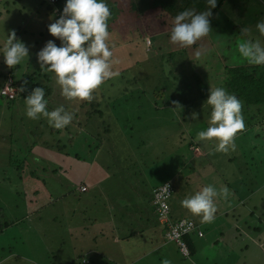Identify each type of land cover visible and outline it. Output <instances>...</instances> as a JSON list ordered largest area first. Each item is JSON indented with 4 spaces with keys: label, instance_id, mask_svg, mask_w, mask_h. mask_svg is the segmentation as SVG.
Segmentation results:
<instances>
[{
    "label": "rangeland",
    "instance_id": "1",
    "mask_svg": "<svg viewBox=\"0 0 264 264\" xmlns=\"http://www.w3.org/2000/svg\"><path fill=\"white\" fill-rule=\"evenodd\" d=\"M37 2L39 1L0 0V39L3 38L4 34L7 35L9 30H13L15 36L28 48V56L25 61H22L24 62L23 67L21 70L19 69V73L34 69L43 70L36 61V52L49 39L54 44L58 42L41 25L43 22H47V24L53 22L54 17L50 14L46 15L44 13L45 7L40 3L37 5ZM36 6H38V12L34 10ZM226 8L228 9L226 12L229 13L228 15L225 13ZM219 12L217 19L222 23H225L226 18L235 20L239 17L240 30L244 34L242 38L259 41L261 46H264V37H260L254 27L258 20L264 19V0H228ZM209 23L214 26L213 22ZM39 24L43 33L39 35L40 39L38 38L35 43L37 33H39L37 32ZM146 27L149 28L150 32L154 29L153 33H156L157 28H161L162 25L151 22ZM227 27L228 25L223 24L220 28L214 26L206 37H202L197 41L198 45L205 49L202 55L210 54L213 56L210 63L201 66L202 70L206 71L204 75L209 77L206 82L201 83L204 85H202V94L205 97L208 88L216 87L217 83L214 76H208L211 73L210 70H221V66L224 65L222 62L227 61V58L224 57L221 60L220 56L229 55V52L222 46L223 43L226 44V40L214 39L216 36L218 38L230 36ZM245 28L247 31H242ZM119 31L122 39H126L127 27H120ZM115 34V32L110 33L108 40L112 50L111 59L114 61L111 68L117 71L119 75L104 81L98 86L100 92L104 95L101 101L98 97L102 117L92 113L89 122L86 123L84 112L91 108L89 106L81 107L79 103L83 100L74 99L69 101L62 97L53 73L50 74V80L47 82L51 87V93L46 99V108L51 110L63 105L66 111L76 114L73 117L75 123H70V129L75 130L77 128L80 135L69 148V152H71L69 155L72 152H78L79 154V161H75L76 163L73 161V157L72 159H61V162L38 161L32 168H24L21 174H18V172H21V168L17 167L18 165L5 163L6 156L2 153L9 154V151L24 152L25 140L32 139L27 136L29 134L28 129L33 124L38 125V120L43 117L32 120L24 115V97H18L12 101L0 96V138L3 129H6V135L20 131L22 136V138L15 141L10 138V142L0 140V205L5 211L0 221L3 223L11 219L13 223L6 228L3 235H0V256L4 259L0 264H55V262L63 264L70 260L74 253L71 250L72 245L76 244L74 240L82 233V228L76 226L75 223H81L90 237L94 232L95 234L98 233L99 228L106 230L108 220L99 219L104 214L101 204L105 201L107 205H111V196L116 200L119 197L127 199L133 196L140 201L141 196L139 194L142 195L145 192L146 199H150L152 187L168 181L174 185V188L175 186L179 187L181 190L179 193L183 199L192 194L193 188L204 177L211 178V180L216 178V182H210V184L217 189L221 188L219 179L227 176L229 172L235 171L236 167H241L238 170L239 172L249 176L252 175L257 182L263 181L264 160L262 166L253 165L256 162L259 163L260 156L264 154V111L255 114L254 121L249 120L247 112L241 114L245 127L242 131L237 132L234 137V150L227 153L216 152L213 150L215 140H212L199 141L198 146L200 148L194 146L190 152L187 146L188 140H178V137L191 134L195 138L197 131L207 127L210 113L202 108L204 103H201V108L195 107V109L183 113V115H180L181 112L178 110H174V113L171 110L156 112L148 110L145 114H141L143 109L149 108L148 104H144L143 109H138L139 106L137 107L134 104L135 100H131L129 96V93L135 92L138 88L147 92L152 91L153 87L159 84L158 82L162 79L163 73L166 74L165 69L168 70L172 67L171 63L166 68L164 64L159 62L160 59H164L170 54L165 56L159 54L168 53L169 50L176 52L180 48L166 40L169 44H172V49L165 46V48L156 49L152 53L138 50L137 54L129 56L127 52L131 53L130 51H132L130 49L131 42L116 41L115 37H112ZM210 40L213 42L212 45L209 43ZM239 41L240 39L236 40L230 48V52L234 53L233 57L237 60V63L244 61L236 51V44ZM191 48L187 50L193 51ZM198 52L201 54L203 50L199 49L196 54ZM188 58L193 60L190 58L196 57ZM6 67L2 62V57H0V71L5 72ZM177 68L179 67L177 66ZM179 69L183 73L188 71L185 66ZM44 71L49 74L45 69ZM2 79L0 76V81ZM198 90V87H196V91ZM145 97L142 94L139 100L143 102ZM105 101L107 104H105ZM113 109L116 110L115 113ZM192 112H195L197 116L189 124L192 119ZM206 113H209V115ZM20 115L24 117L23 121H19ZM101 120L109 124L111 139L104 142L94 154H84L87 146L82 144L80 139H83L87 133L100 132L103 129L100 127L103 124ZM97 122H101L100 128L95 126ZM135 134L139 137H136ZM56 136L59 138L66 137L61 131ZM253 144H256L257 147L254 148ZM243 147L245 152L243 157H240ZM37 150L39 151L40 147ZM200 155L207 158L204 159ZM122 162L126 164H124L127 167L126 169L114 168V165L118 167ZM35 166L36 169H33ZM44 167L45 170L42 169ZM130 169L140 170L141 176L140 174L129 176L130 172L127 171H130ZM121 176L123 177L122 180L120 179ZM178 176L180 179H178ZM80 177H82L85 187L89 188L82 193L83 201L74 198L71 194H66L67 190L74 189L75 191L77 189L75 185H77ZM244 177L243 175L242 178ZM178 180L181 181L180 185H177ZM205 182L207 183L206 180ZM177 188L169 197V204L180 200V196L176 194L178 193ZM74 191L72 190V193L77 196ZM259 194L261 193L254 192V196H251L250 200L253 205L259 206L262 210L264 207L261 205H264V201L262 203L257 200L256 196ZM106 198L108 199L105 200ZM93 206L96 213H98L97 216L93 215ZM43 207L45 208L43 209ZM71 207H78L79 211L82 207H86L88 215H83L85 217L82 218L81 214L76 211V214L71 216ZM241 207H244V205H241ZM259 207L255 210L258 211ZM238 212L241 216L235 214L224 218L215 215L211 223L201 227L203 239L208 241L202 246L205 257L201 260V264H264V251L260 250L261 245H254L250 241L248 236L251 233L250 230L240 229L234 236V228L228 227V224L235 219L240 220V224H243L246 220L255 224L258 222L257 217L264 219V213L250 216L246 213L241 214V210H238ZM255 212L253 211V214ZM86 217L90 220L87 221ZM193 219L198 218L194 217ZM66 220L74 225H68ZM86 230L83 229L82 231ZM25 234L30 235L29 238ZM139 238H135L136 240L128 248L115 250L112 255L119 260L124 256V253L129 254V252H132L131 250L135 251L136 255L141 250L149 249L147 242ZM217 238H219L218 241L213 243L214 239ZM211 239H213L212 242ZM7 240L10 241V248L6 246ZM84 241L85 244L88 242L87 239H84ZM246 243L247 248L244 246ZM2 246L4 249H1ZM46 250L49 253L53 251L51 256L48 254L45 257L43 252H46ZM156 253H158L157 250H149L145 255H149L147 257L149 258ZM199 256H201V253H199ZM151 260L142 261L141 264H152ZM161 261L162 259L159 264H162Z\"/></svg>",
    "mask_w": 264,
    "mask_h": 264
},
{
    "label": "trees",
    "instance_id": "2",
    "mask_svg": "<svg viewBox=\"0 0 264 264\" xmlns=\"http://www.w3.org/2000/svg\"><path fill=\"white\" fill-rule=\"evenodd\" d=\"M38 1L39 2H37V5L38 3L43 5L45 7L44 13L46 15H52L54 17V22V20L60 15V9L63 6L64 0H55L54 2H51L49 0ZM227 1L228 0H216V6L210 9L212 15L208 17V19L209 22L214 23V26H216V28H220L222 24L228 25L227 30L229 31L230 36H228L227 38H218L216 36L214 39L226 40V44L224 45L223 43L222 46L229 52V55L220 56L221 60H223V58L225 57V59L227 58V61L222 62L224 65L221 66V70H210L211 73L208 76H214L216 78V86H222L226 91L234 94L240 100L241 114L247 112V117L250 118L249 120L254 121L255 114L264 111V65H252L247 63L246 61L237 63V60L233 57L234 53L230 52L231 45L238 39L242 40L244 34L240 30L239 17H237L238 19L235 20H232V18H226L225 23L219 22L220 20L217 19V16L220 13L219 11L223 9L224 4L225 2L227 3ZM106 3L108 4L111 12V16L108 20V32L109 34L114 32L116 33L114 36H112L115 37L116 41H125L128 43L131 42L130 49H132V51H130L131 53L127 52V55L129 56L131 54H137L138 50L142 52L152 53L155 52L156 49L165 48V46H169L172 49V44H169L166 41L168 40V23L171 18L176 13L184 9H192L195 12H202L205 9H209L210 7L206 4L205 0H106ZM34 10L38 12V6H36ZM227 11L228 9L226 8L225 13ZM226 14L228 15L229 13ZM151 22L160 23L162 27L157 28L158 30H156V33H153L154 29L150 32L149 28L146 26ZM41 25L44 26L43 29L47 30V22H43L41 23ZM214 26L210 25V29H212ZM120 27H127L126 39H122V37L120 36ZM38 28L39 30L37 32L39 33H37L38 36L35 40V43L38 41L39 35L43 33V30H40V24ZM54 39L58 40V38L56 37H54ZM107 43L110 46L109 40H107ZM209 43L213 44L212 40H210ZM56 45L60 46L59 40ZM188 48L193 49V51H190V49L187 50ZM197 49H202L203 52L197 55ZM204 51V47L199 46L198 42H196L192 46H189L187 48H180V50H176V52L169 50L168 53H160L159 55L163 56L170 54L169 56L164 57V59H160L159 62L161 64H164L166 68H168L169 63H171L172 67L168 68V70L165 69L166 74L163 73L162 79L160 80V82H158L159 84L154 86L152 91L150 92L138 88L135 92L129 93L130 99L135 100L134 104H136L137 107L139 106L138 109H143L144 104H148L149 108L143 109L141 111V114H145V112H147L148 110H151L152 112H156L159 110H171L173 113L175 112L174 110H178L179 112H181L180 115H183V113L192 111L193 109H195V107L201 108V103H204V106L202 108L208 110L210 113V106H208L204 102L206 97L204 94H202L203 84H201L203 81L206 82L209 77L204 75L206 71L202 70L201 66L205 65L206 63L208 64V62L210 63L213 56L210 54L202 55ZM192 56H195L196 58H190L193 60H189L188 57ZM228 58L230 59L229 61ZM23 63L24 62H21L13 68L6 67L5 72L0 71V76L3 78L2 81H0V89L7 81H9L11 86L15 87V95L11 96V98L2 95L1 93L0 96L4 97L6 100L13 101L18 97H24L28 95L33 87L39 86L44 89V98L47 99L48 95L51 93V87L47 84V82L50 80V74L52 73L48 72L49 74H47L45 71L43 72L44 69H34L25 72L21 71V73H19V69H22ZM189 64H191V66H189ZM177 66L179 68L185 66L188 71L183 73L179 68H177ZM196 87H198V91H196ZM20 89L23 90L21 91ZM102 94L103 93L100 92L99 88L97 87L93 91L92 99L90 101L83 100L79 103L81 107L89 106L91 108L84 112V114L86 115L84 117L86 123L89 122L88 120L91 118L92 113L97 114L98 117H102V109L99 108L100 103L98 101V97L100 98V101L104 97V95ZM142 94L146 96L143 102L139 100ZM201 98L203 99L200 100ZM105 104H107L106 101ZM113 111L114 113L116 112L115 109H113ZM72 113L73 117H75L76 114L74 112ZM209 113L206 114L209 115ZM20 120H24V117H22L21 115L19 116V121ZM193 120L195 119L192 118L189 124ZM35 122L37 123V121ZM101 122L103 124H101L100 127L103 129L100 132L98 131L91 134L87 133L86 136L83 137V139H80V142L87 146V150L85 149L84 154H94L104 142H108L111 139L109 135V124L104 123V120H101ZM101 122H97L95 126L99 127ZM70 123H75L74 119H72ZM70 123L63 129H54L46 123L44 118L39 119L38 125L35 126V124H33V126L28 129L29 134L27 136L32 139H29L28 141L25 140L24 152L22 151L23 153L21 151H9V154L2 153L6 156L5 163H9V165L10 163H12L15 166L18 165L17 167L21 168V172H18V174H21L24 168L30 169L32 168V166L36 165L38 161L52 160L61 162V159H72L73 157V161L77 162V160L79 159L78 152H72L71 156L69 155L71 153L69 152V148L73 145V143L76 142L75 140L80 135V133L77 128L75 130H71ZM60 131L66 135L65 138H59L56 136V134H58ZM1 133L2 134L0 140H3L2 142H10V138H12L13 141L22 138L20 131L17 133L13 132L10 133V135H6V129H3V132L1 131ZM135 136L139 137L136 134ZM180 139L188 140L187 146L190 152L194 146L199 147V141L196 140V138H194L191 134H188L186 136L180 135L178 137V140ZM36 146L40 147L39 151L37 150L38 147ZM253 146L254 148L257 147L256 144H253ZM244 152L245 149L243 147V149H241L240 157H243ZM263 155L260 156V162L254 163L253 166H262L264 160ZM201 157H203L204 159L207 158L204 155H202ZM124 164L125 163L122 162V164L118 165V167L114 165V168L126 169V164ZM239 168L241 167H236V171L240 174L241 172L238 171ZM33 169H36V166ZM42 169L45 170V167ZM127 172H130L129 176H137V174H140L141 176L140 170L138 171L130 169V171ZM232 173L234 174L235 171H233ZM121 177L120 179L122 180L123 177ZM78 179L79 180L77 181V185H75L77 189H75V191L74 189H72L75 193H77V196L72 193V190H67L66 194H71L74 198L83 201L82 193L86 192L89 188L85 187L84 181H82V177ZM178 179H180L179 176ZM180 182L181 181L178 180L177 185ZM210 182H212L211 178L208 179L207 183L202 179L199 180V182L191 192L193 193L199 190L202 186L210 184ZM169 184L171 185V196L177 186H175L174 188V185H172L170 182ZM159 185L152 187L150 199H146L145 192L142 195L139 194L141 196L139 198L141 202L137 198L136 200L133 196H130L131 198L127 199L119 197L117 200L116 198H113V196H111V205H107L106 202L103 201V203L101 204V208L103 207L104 214L99 219L108 220L106 224L107 228L106 230L99 228L98 233L95 234L94 232L91 237L88 236L86 228H84L81 223H75L76 226L81 227L82 230L84 229L86 231L81 230V235L77 236V240H74L76 244L72 245L71 248L74 253L71 256V259L64 262L63 264H141L142 261H149L153 258L155 260H151L152 264H159V261L161 259H167L170 264H201V260H203V258L205 257L199 256L200 252H204L201 245L206 244L208 241H205L203 239V231H201L200 235L197 232V229L201 230L198 221L199 217L193 216L180 205L182 197L179 193V191L181 190L178 187V193L176 194L180 196V200L177 202L174 201L172 202V204H169L168 202L169 211L166 214L165 218L162 220V217L159 215V212L156 208V205L153 203L152 198V190ZM228 185H230V183H228ZM81 187H84V189ZM107 199L108 198H106L105 200ZM216 201L220 203L219 198ZM44 208L45 207H43V209ZM94 209L95 207L93 206V215L97 216L98 213H96V210ZM86 210V207H82L80 211L78 210V207H71V216H74V214H76V211H78L79 214H81L82 218H84L88 215ZM4 213L5 211L0 205V218L4 216ZM234 215L235 214L232 212L228 216ZM194 217H197L198 219H193ZM182 218L190 220L193 224L190 230H187L181 235V239L187 247V254L181 253L175 242L165 237L169 226L176 223ZM257 218L258 222L252 226L258 234L262 235V237H260V240H263L264 219L262 220L260 217ZM85 219L87 221L90 220V218L88 217H86ZM66 223L68 225H74L70 224V221L68 220H66ZM12 224L13 223L11 219L8 222L3 223L0 221V235H3L4 231H6V228ZM25 235L28 236V238L30 236L28 234ZM135 238H139L147 242L149 249L141 250V252H138L136 255L135 251L131 250L132 252H129V254L124 253V256H122V258L119 260L112 256L115 250H123L124 248H128V246L132 245L133 241L136 240ZM84 239H87L88 241L86 244ZM218 239L219 238L214 239L213 243H216ZM212 240L213 239H211L210 241L212 242ZM6 246L7 248L11 247L10 241L7 240ZM245 248H247V246H245ZM1 249H4L3 246L1 247ZM155 249L158 251V253H156L153 257L150 256L149 258H147L149 255L146 256L145 254L149 250ZM43 253H45V257H47L48 254L49 256H51L53 251L49 253L46 250V252L44 251ZM201 255H203V253ZM1 257L2 256H0V262L4 261V259ZM55 264L58 263L55 262Z\"/></svg>",
    "mask_w": 264,
    "mask_h": 264
},
{
    "label": "clouds",
    "instance_id": "3",
    "mask_svg": "<svg viewBox=\"0 0 264 264\" xmlns=\"http://www.w3.org/2000/svg\"><path fill=\"white\" fill-rule=\"evenodd\" d=\"M205 2L210 6L209 9L202 12L184 9L171 18L168 23L170 43L185 48L209 34L211 29L208 17L212 15L210 9L216 6V0ZM110 16L106 0H64L60 15L54 22L47 24V32L58 38L60 46L49 39L36 52L35 57L40 68L54 74L60 95L66 100L90 101L93 91L99 85L119 75L111 68L114 61L111 59V47L107 43ZM254 27L259 36L264 37V19L258 20ZM236 51L247 63L264 65V46L259 41L242 39L237 42ZM27 56L28 48L15 36L13 30H9L0 39V57L8 68L25 61ZM23 100L24 115L27 118L36 120L43 117L54 129H63L73 119V113L66 111L63 105L51 110L46 108L47 101L42 87H33ZM204 102L210 106V115L207 127L196 132V140H215L213 150L216 152L234 150V137L245 127L240 100L224 87L216 86L208 88ZM191 116L195 119L197 114L192 112ZM166 189L167 184L162 185L161 192L166 194ZM228 195L226 187L217 189L207 184L183 198L180 205L193 216H198L200 223L207 224L214 220L217 210L215 201ZM162 264L170 262L164 259Z\"/></svg>",
    "mask_w": 264,
    "mask_h": 264
},
{
    "label": "crops",
    "instance_id": "4",
    "mask_svg": "<svg viewBox=\"0 0 264 264\" xmlns=\"http://www.w3.org/2000/svg\"><path fill=\"white\" fill-rule=\"evenodd\" d=\"M34 1V0H33ZM243 175L245 176L244 178ZM209 178H202V180H206L208 182ZM259 179V178H258ZM216 178H214V180H212V182H216ZM220 181V185L221 187H226L229 191V195L224 198V199H219L220 203H218V201H216V205H217V211L215 213V215H218L220 217H224L227 218L228 215H230L232 212L234 214H239L238 210H241V214L246 213L247 215L253 216V215H259L260 213H264V209L260 210V207L257 205H253V203H251V196H254V192L257 193H261L259 194L257 197L258 201H264V181L262 182H257L256 178L253 177L252 175H248V174H242V173H238L235 170V173H231L229 172V174L225 177H221L219 179ZM228 183H230V185H228ZM244 199V200H243ZM230 202H228V201ZM263 203V202H262ZM257 204V203H256ZM264 204V203H263ZM241 205H244V207H241ZM264 207V205H261ZM259 207V210H255ZM251 209V211H250ZM253 211H256L255 214H253ZM199 221V220H198ZM237 224V226H236ZM205 224L200 223L199 221V226L202 227ZM254 223L253 222H247V220L243 223L240 224V220H233L232 223L228 224V227H231V229L234 228L235 231V235L236 236V232L240 229L242 230H250V235L249 239L250 241L254 244V245H261L260 250L264 251V238L263 240H260V237H262V235L258 234L253 228ZM202 231V229H201ZM222 232V230H221ZM205 244L201 245L204 246ZM200 246V247H201ZM247 246V243L244 245ZM156 250V249H155ZM152 250V251H155ZM110 251V250H109ZM200 251V250H199ZM201 254L203 253L200 252ZM114 256V255H112ZM202 257L205 255H201ZM116 259L117 257L114 256Z\"/></svg>",
    "mask_w": 264,
    "mask_h": 264
},
{
    "label": "built area",
    "instance_id": "5",
    "mask_svg": "<svg viewBox=\"0 0 264 264\" xmlns=\"http://www.w3.org/2000/svg\"><path fill=\"white\" fill-rule=\"evenodd\" d=\"M51 2H54L55 0H49ZM0 93L2 95L8 96L11 98V96H14L15 94V87L11 86L9 81L5 82L2 88L0 89ZM167 184V193L161 192L162 185ZM84 189V187H81ZM171 193V185L169 182H164L161 185L157 186L152 190V198L153 203L156 205V208L159 212V215L162 217L163 220L166 216V214L169 211V205H168V198ZM193 224L190 220L186 218H182L178 220L176 223L171 224L169 226L168 231L165 234V237L169 240H172L175 242V244L178 246L179 250L183 254H187V247L186 244L182 241L181 235L186 232L187 230H190L192 228ZM198 234H201V230L197 229Z\"/></svg>",
    "mask_w": 264,
    "mask_h": 264
}]
</instances>
